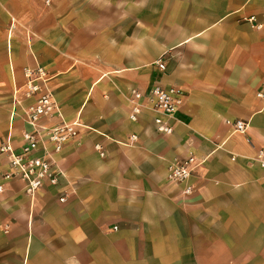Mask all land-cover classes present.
<instances>
[{"label": "crops", "instance_id": "0c3cea01", "mask_svg": "<svg viewBox=\"0 0 264 264\" xmlns=\"http://www.w3.org/2000/svg\"><path fill=\"white\" fill-rule=\"evenodd\" d=\"M36 65L76 135L33 197L0 158V264H264V0H0V139L15 147L31 100L13 92ZM154 86L182 104L152 112ZM190 155V178L170 180Z\"/></svg>", "mask_w": 264, "mask_h": 264}, {"label": "built area", "instance_id": "2783aa9c", "mask_svg": "<svg viewBox=\"0 0 264 264\" xmlns=\"http://www.w3.org/2000/svg\"><path fill=\"white\" fill-rule=\"evenodd\" d=\"M254 22V17L248 18ZM260 28L261 24H255ZM157 65L164 69V64L160 59ZM24 83L21 90H15L14 104L22 106L26 100H31L26 106H22L21 143L15 147L12 141L11 129L0 139V158L6 162V167L1 173V178L7 180H19L22 183L23 192L33 197L34 194L43 186L45 182L56 184L58 175L61 173L56 167L55 154L60 152L63 144L76 135V123L66 122L60 112L59 106L47 86L48 76L45 70L36 65L26 67L24 70ZM141 94L135 92L131 101L133 102L132 111L129 115L131 119L136 118L142 104L136 100L141 99ZM184 92L176 87L166 88L160 86L152 87L145 95L146 106L152 112L168 116L182 104ZM256 97L264 100V80L262 87L256 92ZM52 124L46 122L52 121ZM154 123L159 132H169L170 127L165 119L160 116L154 118ZM233 131L244 133L246 124L243 120L230 122ZM136 138L135 135L131 136ZM256 161L264 167V151H259ZM195 158L190 155L183 159H173L167 169V177L175 182H186L193 173ZM2 186L0 185V192ZM190 187L186 186L183 192L188 193ZM63 200V198H61Z\"/></svg>", "mask_w": 264, "mask_h": 264}, {"label": "rangeland", "instance_id": "374dc122", "mask_svg": "<svg viewBox=\"0 0 264 264\" xmlns=\"http://www.w3.org/2000/svg\"><path fill=\"white\" fill-rule=\"evenodd\" d=\"M248 237V236H247ZM249 238V237H248ZM229 242H232V238L230 237L229 238ZM214 261L213 260H211V263H213Z\"/></svg>", "mask_w": 264, "mask_h": 264}]
</instances>
